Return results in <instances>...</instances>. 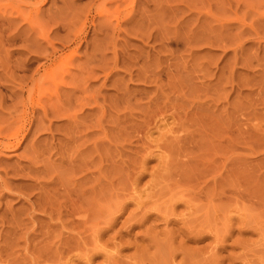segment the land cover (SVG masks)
Instances as JSON below:
<instances>
[{"label":"rangeland","instance_id":"374dc122","mask_svg":"<svg viewBox=\"0 0 264 264\" xmlns=\"http://www.w3.org/2000/svg\"><path fill=\"white\" fill-rule=\"evenodd\" d=\"M117 1L0 0L1 94L75 114L0 153V264H264V0Z\"/></svg>","mask_w":264,"mask_h":264},{"label":"bare ground","instance_id":"6f19581e","mask_svg":"<svg viewBox=\"0 0 264 264\" xmlns=\"http://www.w3.org/2000/svg\"><path fill=\"white\" fill-rule=\"evenodd\" d=\"M12 1V0H11ZM26 2H28L29 4H36L35 5V15L38 17L39 16V13H40V10H41V4L44 3L45 0H24ZM120 2H122L121 0H118ZM117 1V2H118ZM126 1V0H124ZM129 1V0H128ZM126 1V3L128 2ZM39 2V3H38ZM116 2V1H115ZM10 3V2H9ZM125 3V5H126ZM6 6V5H5ZM10 6V5H9ZM123 6V5H122ZM17 7V6H15ZM19 8V7H18ZM121 5L118 4L116 5V7L113 9V11H109L108 10H103L101 13H107L106 15L107 16H110L111 18L114 17V15L118 18H120L119 16H121V14L123 13V11L121 10ZM130 12V11H129ZM128 12V13H129ZM17 13L19 14L18 16L20 17V15H23L24 13L22 11H19L17 9ZM30 13H33L32 10H30ZM127 13V14H128ZM109 14V15H108ZM236 14V13H235ZM105 15V16H106ZM127 16V15H126ZM125 16V17H126ZM12 18V17H11ZM10 17L6 19V21L8 23H13L14 19L12 20ZM121 19V18H120ZM223 19V18H221ZM125 21V20H124ZM264 21V20H262ZM120 23L119 19H118V24ZM226 23V22H225ZM243 23V22H241ZM117 24V22H116ZM222 24V23H221ZM248 25V24H247ZM252 25V24H251ZM249 27V26H248ZM224 28V27H223ZM251 29V27H250ZM255 30V29H254ZM253 30V31H254ZM257 30V29H256ZM243 31V30H242ZM257 33V32H255ZM260 34V33H259ZM257 35V34H256ZM9 40H12V39H9ZM78 43V42H77ZM74 50V49H73ZM55 63V62H54ZM52 64V63H51ZM23 66H26V65H23ZM9 72V71H8ZM7 72V73H8ZM27 72V70H23L22 71V75L20 76L19 78V81H16L17 79L14 77L15 75H13V73L15 72H11V74H9V76H5L7 78V81L5 83H9V82H12L14 83L12 87H15L16 90L10 92V94H6V95H2L1 92H0V121L2 120V123H4L2 126L0 123V153L5 151L6 150H12V149H16V148H19L21 147L23 141L27 138V134H29V131H31V127H29V125L31 124V121H33L35 115L38 114H41L40 116L43 117H47L48 113L50 112L51 114H57L58 116L61 114V116H65L68 112L69 115H66L68 117H70L71 114H73L72 112L69 111V109L66 110V113H63V111H65L66 108H68V106H63V104H60L62 105L63 109L61 107H58L59 104H58V101L59 99H48L50 98L49 96H47V92L50 91L52 92L50 89V86L55 84H51L49 86V89H48V86H46V83L48 82V80H52L54 81L55 78H59L57 77L58 75H56L58 72H54V70H36L31 76H27L25 75V73ZM27 74V73H26ZM61 78V77H60ZM65 78V77H64ZM63 79V78H62ZM61 79V82H63V80ZM6 80V79H5ZM57 80V79H56ZM67 80V79H66ZM65 80V81H66ZM70 81L69 84L72 83L71 80H68ZM67 81V83H68ZM55 82V81H54ZM52 83V82H51ZM59 83V84H60ZM11 84V83H10ZM58 84V83H57ZM56 84V85H57ZM86 84V83H85ZM5 85V84H4ZM3 85V87L5 88V86ZM56 85L54 87H56ZM2 86V85H1ZM11 87V86H10ZM53 87V88H54ZM13 88V89H14ZM58 90V88H57ZM87 90V89H86ZM56 91V90H55ZM85 91V90H84ZM55 93V92H54ZM52 92V94H54ZM57 94V93H56ZM48 95H50V93L48 92ZM58 95V94H57ZM51 96V95H50ZM53 97H56V95ZM57 98H59L57 96ZM47 99V100H46ZM51 100L53 103H51ZM49 101V103L47 104V102ZM57 102V103H56ZM89 103L86 102H83V106L84 105H87V106H90L88 105ZM58 105V106H57ZM71 106V105H70ZM72 108V107H71ZM91 108V107H90ZM89 109V108H88ZM75 113V112H74ZM43 115V116H42ZM56 115V116H57ZM75 115V114H73ZM71 115L72 117H74L75 119V116ZM66 117V118H68ZM77 117V116H76ZM40 119V118H39ZM69 119V118H68ZM73 119V118H72ZM4 120V122H3ZM11 120V121H10ZM37 120V118H36ZM43 120V119H41ZM40 121V120H39ZM163 121V120H162ZM5 122H6V125H5ZM34 122V121H33ZM38 122V121H37ZM43 122H41L42 124ZM39 125V124H38ZM42 126V125H40ZM88 128V127H87ZM31 129V130H30ZM39 129V127H38ZM36 128V131H40ZM41 129V128H40ZM38 133V132H37ZM173 133V131H172ZM36 134V133H35ZM148 135V134H147ZM148 137V136H147ZM32 152V151H31ZM24 156V155H23ZM31 165V164H30ZM33 166V165H32ZM31 171H33L31 169ZM34 171H35V168H34ZM33 171V172H34ZM39 172V170L37 171ZM4 183V182H3ZM85 190H88V189H85ZM84 190V191H85ZM89 191V190H88ZM91 201V200H90ZM141 205V204H140ZM142 206V205H141ZM62 207V206H61ZM141 208V207H140ZM56 210V209H55ZM53 211V210H52ZM55 212V211H53ZM58 212L60 213V211L58 210ZM51 213V212H50ZM77 213V212H75ZM52 214V213H51ZM55 214H58V213H55ZM63 214V213H62ZM50 215V214H49ZM59 215V214H58ZM64 215V214H63ZM62 216V215H61ZM65 216V215H64ZM63 216V217H64ZM84 216V215H82ZM52 217V216H51ZM61 220V218H60ZM80 220V219H79ZM88 220V217L85 219V221ZM57 221V220H56ZM61 221H64V220H61ZM82 221V219L80 220ZM84 221V220H83ZM83 222L86 224V222ZM79 222V221H78ZM72 223V222H71ZM75 223V222H74ZM77 223V222H76ZM81 223V222H79ZM89 223V222H88ZM68 224V223H67ZM60 225V224H59ZM73 225V224H72ZM75 225V224H74ZM83 226V224H81ZM79 226V225H78ZM76 226V228L78 227ZM20 227V226H19ZM72 227V226H71ZM65 228V227H64ZM71 229V228H70ZM74 229V228H73ZM72 229V230H73ZM46 249V248H45ZM37 250V249H36ZM34 250V251H36ZM41 252V251H40ZM35 254V253H34ZM42 254V253H40ZM56 254V253H55ZM33 255V254H32ZM36 255V254H35ZM39 255V252L38 254ZM43 255V254H42ZM34 257V256H33ZM42 257L41 255H39L38 258ZM29 258V257H28ZM45 258V257H44ZM34 259V258H33ZM36 260V259H34ZM2 261V260H1ZM5 262V261H4ZM36 262V261H35ZM38 264V263H37Z\"/></svg>","mask_w":264,"mask_h":264}]
</instances>
